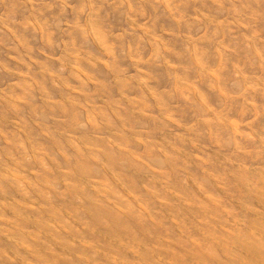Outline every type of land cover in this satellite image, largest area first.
<instances>
[{
  "label": "bare ground",
  "instance_id": "1",
  "mask_svg": "<svg viewBox=\"0 0 264 264\" xmlns=\"http://www.w3.org/2000/svg\"><path fill=\"white\" fill-rule=\"evenodd\" d=\"M18 1L0 264H264V0H57L53 60L44 11Z\"/></svg>",
  "mask_w": 264,
  "mask_h": 264
},
{
  "label": "rangeland",
  "instance_id": "2",
  "mask_svg": "<svg viewBox=\"0 0 264 264\" xmlns=\"http://www.w3.org/2000/svg\"><path fill=\"white\" fill-rule=\"evenodd\" d=\"M8 1H10V2H8V5H6V6H1L2 4H0V15H1V17L0 18H3L2 20H6L7 18H6V15H7V13H6V9H8V8H10V6L9 5H13V7H14V13H16L15 14V18L14 17H11L12 19H11V21L9 22V23H11L12 25H15V26H20V24H21V22H22V24L23 23H25V20H26V15L24 14V15H22V13H21V10H20V2L18 1V0H16V2H15V0H14V2L12 1V0H8ZM12 1V2H11ZM45 1V2H44ZM44 1H41V0H34V4H35V6H36V8L37 9H42L43 11H44V20L45 21H47L48 22V24H50V26L48 27V30H47V32H48V35L51 37L50 39H51V42L53 43V46H52V48H55V50H54V53H56L55 54V56H54V58H52V60L53 59H56V57H58L59 55V50H60V44L63 42V41H68V37L66 36V34L65 33H62L61 31H57V32H55V30H56V27H54L53 25H51L55 20H56V18H59V19H61V21H64L65 19H67V21H72L71 19H72V14H71V12H70V10L69 9H65V11H63L62 9H60L59 8V3H58V1L57 0H55L56 1V3H55V1L54 0H44ZM48 1V2H47ZM65 3H66V5H67V7H69V8H75V6L77 7V4L74 2L75 0H67V1H71V4L69 3V2H67L66 0H63ZM73 1V2H72ZM112 1H115V2H117V0H112ZM18 2V3H17ZM37 3V4H36ZM52 3V4H51ZM39 4H42V5H40L39 6ZM69 4V5H68ZM51 5V6H50ZM72 5V6H71ZM46 7V8H45ZM48 8V9H47ZM53 8V9H52ZM58 8H59V10H58ZM73 8V9H74ZM53 10V11H52ZM57 10V11H56ZM67 11H69V14H68V12ZM138 11V10H137ZM21 14H20V13ZM42 12V11H41ZM64 13V14H63ZM46 14V15H45ZM2 15H4V16H2ZM13 15V14H12ZM51 15H53V16H51ZM25 16V17H24ZM58 16V17H57ZM66 16H67V18H66ZM24 17V18H23ZM61 17H63V19L61 18ZM49 18H50V20H49ZM1 20V19H0ZM15 21V22H14ZM17 21V22H16ZM29 22H30V20H28ZM16 23V24H15ZM64 24H61V26H63ZM55 28V29H54ZM63 28H65V27H63ZM57 30H62V28H58ZM21 32H24V31H21ZM54 33H56V34H54ZM60 33V34H59ZM51 34V35H50ZM54 34V35H53ZM62 34V35H61ZM65 34V35H64ZM57 35V36H56ZM60 35V36H59ZM64 35V36H63ZM26 37H27V47L30 49V52L31 51H33V52H31V56L35 59V60H37V58H36V56L38 57V59H39V56H40V60H37L38 62H40V63H43V64H45V61H48V60H43L42 58H44L43 57V55L41 54V52L43 53L44 51L46 52H48L49 53V51L50 52H52V48H50L49 46L47 47L44 43H42L38 38H37V40H36V37L35 36H31V35H29L28 33H26ZM61 37H63V38H61ZM35 38V39H34ZM30 39V40H29ZM32 39L33 40H35L36 41V43L37 44H35V41L33 42L32 41ZM61 39H62V41H61ZM60 40V41H59ZM71 39L69 38V41H70ZM28 41H31V42H28ZM38 41V42H37ZM58 41H59V43H58ZM39 43V44H38ZM4 44V45H3ZM0 43V52H2L3 53V48H5V46H10L9 48H11V44L10 43ZM35 44V45H34ZM56 44V45H55ZM40 45V46H39ZM43 45V46H42ZM58 45V46H57ZM34 46V47H33ZM37 46L38 47H40V48H37ZM41 46H42V49H41ZM44 46H46V50H45V47ZM55 46V47H54ZM1 47H2V49H1ZM33 47V48H32ZM34 49V50H33ZM37 49H40V50H38L37 51ZM49 51H48V50ZM59 49V50H58ZM2 50V51H1ZM14 51V53L13 54H16V51H15V49H12L11 48V51ZM36 50V51H35ZM40 51V52H39ZM2 53H0V57H2V58H0V61L3 63V64H5L6 66H8V67H11V68H14V63L13 62H10L9 60H7L6 61V57L4 56V54H2ZM34 55H33V54ZM2 55V56H1ZM42 57V58H41ZM4 58V59H3ZM59 58V57H58ZM7 62V63H6ZM12 63H13V65H12ZM8 64H11V66L10 65H8ZM16 68H17V66H15ZM19 70H20V72H23L24 71V68L22 67H19ZM22 70V71H21ZM36 95V94H35ZM33 104H34V108L37 110V112H41V111H44V107L41 105V103L39 102L38 103V101H34L33 102ZM38 104V105H37ZM37 105V106H36ZM44 108V109H43ZM0 110L2 111V109H1V107H0ZM40 110V111H39Z\"/></svg>",
  "mask_w": 264,
  "mask_h": 264
}]
</instances>
